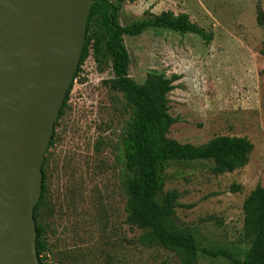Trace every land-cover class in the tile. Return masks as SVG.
Listing matches in <instances>:
<instances>
[{"label": "rangeland", "instance_id": "rangeland-1", "mask_svg": "<svg viewBox=\"0 0 264 264\" xmlns=\"http://www.w3.org/2000/svg\"><path fill=\"white\" fill-rule=\"evenodd\" d=\"M116 3L117 0H109ZM264 0H124L122 26L162 11L185 13L210 35L147 28L123 35L128 76L141 84L150 71L179 78L167 94L176 119L167 138L199 146L216 136L245 137L252 144L246 165L215 174L211 160L169 161L159 173L162 193L177 192L175 216L201 249L243 259L254 230L242 209L256 185L264 187ZM88 56L69 92L45 153L44 196L36 223L47 251L43 264H179L177 256L140 241L127 222L126 171L121 139L131 131L129 109ZM231 185L241 189L230 191ZM195 264H232L199 253Z\"/></svg>", "mask_w": 264, "mask_h": 264}, {"label": "trees", "instance_id": "trees-1", "mask_svg": "<svg viewBox=\"0 0 264 264\" xmlns=\"http://www.w3.org/2000/svg\"><path fill=\"white\" fill-rule=\"evenodd\" d=\"M123 1L117 0L116 3H112L109 0H92L80 60L54 128L63 113L73 82L85 59L91 56L100 72L109 66L112 77L105 81V84L111 91L122 95L129 109L132 129L121 139V153L126 171L124 181L127 196L126 220L143 231L140 241L174 253L179 259V264H195L199 253L213 257L224 256L232 264H264V187L256 185L242 205L245 223L254 230V237L251 246L240 260L222 249L215 252L201 249L190 229L177 223L175 216V208L178 205L177 192L169 191L163 194L159 179V173L169 161L211 160L215 174L242 168L246 165L252 150L251 142L245 137L221 135L205 144L195 146L167 138L170 126L176 122L168 113L167 94L174 89V82L179 76L172 74L167 77L150 71L141 84H136L128 76L129 54L122 41L123 35L137 36L147 28L195 34L205 42H209L210 35L190 22L187 14L175 15L169 10L122 26L118 19ZM257 21L260 25L264 22V13L260 6L257 8ZM262 53L264 55V51ZM53 133L48 148L54 143ZM42 175L40 199L33 213L39 264H43L42 256L47 251V244L42 239L43 229L36 223L37 208L44 196L43 169ZM229 189L236 192L241 187L231 185Z\"/></svg>", "mask_w": 264, "mask_h": 264}, {"label": "water", "instance_id": "water-1", "mask_svg": "<svg viewBox=\"0 0 264 264\" xmlns=\"http://www.w3.org/2000/svg\"><path fill=\"white\" fill-rule=\"evenodd\" d=\"M92 0H0V264H39L34 208Z\"/></svg>", "mask_w": 264, "mask_h": 264}]
</instances>
